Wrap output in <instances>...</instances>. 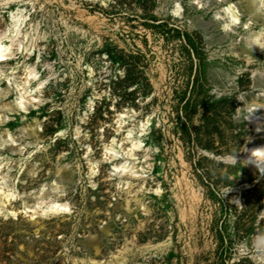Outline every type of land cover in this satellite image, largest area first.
<instances>
[{
	"label": "rangeland",
	"instance_id": "rangeland-1",
	"mask_svg": "<svg viewBox=\"0 0 264 264\" xmlns=\"http://www.w3.org/2000/svg\"><path fill=\"white\" fill-rule=\"evenodd\" d=\"M0 46V264H264L230 159L264 140V0H0Z\"/></svg>",
	"mask_w": 264,
	"mask_h": 264
},
{
	"label": "clouds",
	"instance_id": "clouds-1",
	"mask_svg": "<svg viewBox=\"0 0 264 264\" xmlns=\"http://www.w3.org/2000/svg\"><path fill=\"white\" fill-rule=\"evenodd\" d=\"M230 29V23L225 22L222 24V30L229 31ZM259 42V38H257V43ZM241 119L253 125L264 124V114H258L257 111H249L247 113H242ZM238 153L239 151H236L230 156V159L232 160L233 164L243 162L245 165L257 166L258 171L264 169V148L251 151L245 156L244 159H239ZM260 174L264 175V171H261Z\"/></svg>",
	"mask_w": 264,
	"mask_h": 264
},
{
	"label": "bare ground",
	"instance_id": "bare-ground-1",
	"mask_svg": "<svg viewBox=\"0 0 264 264\" xmlns=\"http://www.w3.org/2000/svg\"><path fill=\"white\" fill-rule=\"evenodd\" d=\"M223 11H227V9L224 10V8H223ZM5 51H6V49H5V48H2V47L0 46V62L5 60V56H6V55H5ZM261 148H264V140L261 141V142H259L258 144L253 145V146L251 147L249 153H250L251 151H253V150H258V149H261ZM250 167H251L252 169H254V170H255L257 173H259V174H260L261 171H264V169L258 171V167H257V166L250 165ZM116 169L119 170L118 167H116ZM51 209H54L55 212H57V213H58V212L60 213L61 211L66 210V209H65V205L58 204V203H53V204H51Z\"/></svg>",
	"mask_w": 264,
	"mask_h": 264
}]
</instances>
